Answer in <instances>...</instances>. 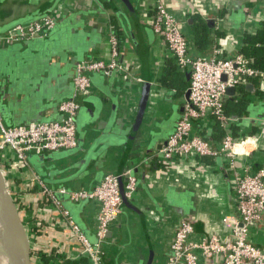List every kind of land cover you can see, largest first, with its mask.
I'll list each match as a JSON object with an SVG mask.
<instances>
[{
  "label": "crops",
  "instance_id": "0c3cea01",
  "mask_svg": "<svg viewBox=\"0 0 264 264\" xmlns=\"http://www.w3.org/2000/svg\"><path fill=\"white\" fill-rule=\"evenodd\" d=\"M158 2L181 23L191 58L210 57L214 49L220 50L225 59L237 55L243 34L256 33L264 20V0H0V35L8 25L19 21L44 15L56 20L55 27L43 39L8 46L0 43V116L8 126L61 121L63 115L58 106L73 98L76 64L108 60V38L114 31L111 21L119 27V69L110 75H90V93L74 97L80 107L85 104L81 132H87L88 139L78 145L80 131L76 126L75 149L29 156V160L36 157L31 166L51 188L92 189L107 174L120 175L127 168L133 169L136 187L126 197L131 206L123 204L109 225L106 239L99 246L101 264H165L175 231L182 222L192 228L191 241L210 237L233 241L241 224L235 173L244 169L254 173L264 166V96L255 94L254 87L247 86L249 83L245 84L246 98L250 100L246 115L230 116L238 117L231 118L229 125L238 127L233 138L248 144L246 154L235 157L234 168L223 156L186 155L168 162L157 159L184 111L189 84V70L176 66L165 42L152 30ZM202 26H206V31H200ZM204 36L210 45L201 48L197 42ZM53 48L55 53L51 56L34 58L41 63H27L25 60L30 58L20 56ZM12 51L19 52L13 63L8 61ZM168 66L175 69L168 72ZM143 83L149 84L148 101L134 141L101 150L102 144L94 143L106 140V134L115 130L118 123L124 125L122 135L130 132ZM259 90L264 91V81H260ZM237 95L235 89L233 97ZM214 125V119L206 116L193 124L191 133L211 141V147L217 149L221 141L213 140ZM90 129L96 131L91 133ZM13 159L10 151L0 153V164L17 191L34 264H43L35 256H47L51 249L61 255L57 264H92L63 217L41 199ZM125 184L126 180L120 177L123 195ZM82 202L83 207H79L81 202L71 203L66 198L62 207L70 216L71 209H76L77 218L92 239L100 205L95 200ZM247 241L264 249V216L250 228ZM221 262L222 257L214 255L200 259L199 264Z\"/></svg>",
  "mask_w": 264,
  "mask_h": 264
},
{
  "label": "built area",
  "instance_id": "2783aa9c",
  "mask_svg": "<svg viewBox=\"0 0 264 264\" xmlns=\"http://www.w3.org/2000/svg\"><path fill=\"white\" fill-rule=\"evenodd\" d=\"M55 25L56 20L52 16L14 25L0 35V43L8 46L43 39ZM152 30L163 39L172 53L176 66L189 70L188 100L173 133L157 153V159L168 162L186 155H196L200 158L223 156L234 168L235 157L246 154L248 144L234 139L229 133L232 120L224 112V102L228 98L226 90L237 89L253 78L264 81V72L249 67L242 55L222 58L218 49H214L210 57H189L187 41L181 32V23L159 2L155 6ZM108 42L110 46L108 60L81 61L76 64L73 98L61 102L58 106V111L63 115L61 121L8 126L0 116V153L3 151L12 153L13 161H16L18 167L27 174L41 199L63 217L81 246L83 254L87 255L92 264H101L99 246L106 239L109 225L121 211L119 178L123 177L126 180L125 197L129 198L135 190L136 177L133 169L127 168L120 175L107 174L92 189L51 188L34 172L29 156L73 150L77 147L76 117L80 105L74 97L90 92V75H110L120 67L116 36L109 35ZM206 116L212 117L225 132L217 149H213L206 140L191 133L193 124ZM234 183L237 210L241 220L234 240L221 242L217 237H210L200 242L191 241L192 228L188 223L182 222L175 231L165 264H199L200 259H209L214 255L222 257L221 264H264V249L257 248L247 241L250 228L259 224L264 216V166L254 173L246 169L236 172ZM59 195L66 196L71 203L89 200L99 203L94 243L86 239L72 216L62 207Z\"/></svg>",
  "mask_w": 264,
  "mask_h": 264
},
{
  "label": "water",
  "instance_id": "95a60500",
  "mask_svg": "<svg viewBox=\"0 0 264 264\" xmlns=\"http://www.w3.org/2000/svg\"><path fill=\"white\" fill-rule=\"evenodd\" d=\"M46 15L42 17H35L28 21H19L14 25L18 24H24L27 22L37 21ZM14 25H8L4 30H8ZM66 29V28H65ZM65 31V30H64ZM41 63L40 61H38ZM189 75V74H188ZM222 80H224V77H222ZM249 88H252L251 85H247ZM149 87L148 83L142 84V95L140 97V100L138 102V107L136 111V115L134 118V123L130 129V132L128 135H122L120 132L122 131L123 124L118 123L117 128L113 130L112 132H108L106 134V140H99L94 143V145H98L99 143L102 144L101 150H104V147H113V146H119L122 142L132 143L138 133L141 129V123L143 120V116L145 114V105L148 101V91L147 88ZM189 87V84H188ZM248 90V89H247ZM226 94L229 98H232L235 94L234 88H228L226 90ZM186 97L188 99V90L186 93ZM84 106H81L79 109V113H81L84 110ZM83 112L78 115V118L76 119V126L77 131L79 133L78 137V145L80 146L81 141L88 139L89 135L87 132H81L82 127V118H83ZM233 120H237V116L231 117ZM96 130L90 129L91 133H94ZM95 139V138H94ZM96 140V139H95ZM98 140V139H97ZM165 142L163 143V145ZM39 157V156H36ZM36 157H33V159L30 158V163L36 159ZM120 193L122 196V202L121 206L123 204L127 206H131L128 203V199L123 195V189L120 187ZM59 199H66V196L59 195ZM85 202H81L79 207H83ZM72 218L76 221V224L79 226L82 234L88 239L89 241L95 242V238L93 237L91 239V235L89 232L85 229L84 226L81 225V222L77 218V211L76 209H71L70 211ZM0 223H3L4 229L6 231V239H5V245L7 246V249H1L0 253L4 254L7 257V264H33L31 260V245L29 241V237L25 228V225L22 221L21 213L19 211V204H18V197H17V191L13 185L12 180L10 179L6 169L0 164ZM241 226V224H240Z\"/></svg>",
  "mask_w": 264,
  "mask_h": 264
},
{
  "label": "trees",
  "instance_id": "16d2710c",
  "mask_svg": "<svg viewBox=\"0 0 264 264\" xmlns=\"http://www.w3.org/2000/svg\"><path fill=\"white\" fill-rule=\"evenodd\" d=\"M112 22V26H113V35L116 36V38L118 39L119 36V27L117 26L115 21H111ZM206 29V26H202L200 31L204 32V30ZM206 31V30H205ZM206 37H202L200 39L199 42H197L199 45H201L200 47H206L210 45V42L205 40ZM119 40V39H118ZM199 40V39H198ZM242 46L240 48V50L238 51L237 54L242 55L246 61H247V65L251 68H254L256 70L262 71L264 72V20L261 22V27L258 29V31H256V33L251 34V33H244L243 34V41H242ZM175 69V66H168L167 67V71H173ZM166 77H164V80H162V82H166L165 80ZM249 83L252 87H254L255 94L259 95V96H264V91H260L259 90V79L253 78L248 80L246 83L240 85L237 87V91H238V95L236 97L231 98V100L227 99L224 102V112L226 115H228L229 117L231 115H237L238 117H243L246 115V108L248 106V104L250 103V100H248L246 98V96L248 95V93L245 91L246 85ZM212 118V117H211ZM237 132H238V127L235 126H231L229 128V133L232 137L237 136ZM213 140H219L221 141L222 138L225 135V132L223 130L220 129V127L218 126V124L215 122L214 125V129H213ZM238 136H240L238 134ZM207 140V139H206ZM207 142L209 143V145L211 144V141L207 140ZM61 200V204L63 203L64 199H60ZM37 259L38 261H40L43 264H57V261L61 259V255H59L55 250L51 249L49 251V254L46 255H36L35 259ZM31 260L32 263L33 262V258H32V250H31ZM61 264V263H58ZM63 264H76L74 262H63Z\"/></svg>",
  "mask_w": 264,
  "mask_h": 264
},
{
  "label": "flooded vegetation",
  "instance_id": "af4514ba",
  "mask_svg": "<svg viewBox=\"0 0 264 264\" xmlns=\"http://www.w3.org/2000/svg\"><path fill=\"white\" fill-rule=\"evenodd\" d=\"M52 48V47H51ZM55 49L53 48V50H50V51H48V49L46 50V49H41L40 51H38L37 53H34V54H31V55H29V54H25V53H22V55H20V56H22L23 58H26V57H29L30 59L29 60H25L27 63L28 62H31V61H35V62H38V60H35L37 57L38 58H44L43 56L46 54V56H51L53 53H55V51H54ZM19 52H17V51H12L11 53H9L8 54V61H10L11 63H13L15 60H17V58H19L18 56H19V54H18ZM45 56V57H46ZM35 58V59H34ZM34 59V60H33ZM40 60V59H39ZM42 66H44V65H42ZM40 69H43V67H40ZM35 71H38V69H35L34 70V72ZM11 76H12V71H11ZM10 76V77H11ZM90 93V92H89Z\"/></svg>",
  "mask_w": 264,
  "mask_h": 264
},
{
  "label": "bare ground",
  "instance_id": "6f19581e",
  "mask_svg": "<svg viewBox=\"0 0 264 264\" xmlns=\"http://www.w3.org/2000/svg\"><path fill=\"white\" fill-rule=\"evenodd\" d=\"M5 239H6V231L4 229L3 223H0V250L7 249V246L4 243ZM7 257L8 256L0 253V264H7Z\"/></svg>",
  "mask_w": 264,
  "mask_h": 264
}]
</instances>
